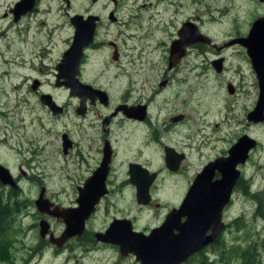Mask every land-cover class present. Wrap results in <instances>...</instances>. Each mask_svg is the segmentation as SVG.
<instances>
[{"label": "rangeland", "instance_id": "rangeland-1", "mask_svg": "<svg viewBox=\"0 0 264 264\" xmlns=\"http://www.w3.org/2000/svg\"><path fill=\"white\" fill-rule=\"evenodd\" d=\"M14 1L0 0V139L7 135L15 139L11 143L0 142V161L8 163L13 169L15 182L20 189L17 190L10 184H4L5 187L3 185L0 189L6 193L3 198L5 203L14 204L18 201L19 212L13 217V234L4 242L0 241L1 264H140L133 254L122 256L117 245H98L92 232L102 230L113 215L122 214L135 219L139 230L156 225L173 204L184 196L186 181L195 169L197 171L201 167L207 156L212 158L220 152H227L243 134H249L259 142L252 151V162L246 166V172L255 176L258 187L264 188V121L252 123L248 120V114L255 109L259 99L258 80L248 55L243 58L242 50L235 48L227 53L226 70L222 74H216L206 63L197 65L192 72L186 74L190 84L186 95L191 103L187 110L188 122L194 128L204 125L203 134L206 137L201 142L196 139L189 141V158L182 176L162 177L163 180L160 179L161 182L154 187L155 201L161 207H141L135 190L124 186L121 189L113 184L115 188H111L106 199L109 210L101 211L94 223L88 224L86 238H73L63 249H58L54 244L48 245V235L41 237L40 222L44 219L49 221L51 230L59 236L64 231L65 224L55 217L41 213L35 200L40 197L45 186L46 195L54 204L77 206V185L83 181V175H89L86 167L95 163L96 152L92 147L94 143L99 145V138L83 135L79 131L78 121L81 119L75 113L79 105L78 98L70 94V89L55 84L56 64L62 51L70 48L75 36L74 30L67 26L69 15L65 17L66 25L57 35L48 32L47 28L43 30L37 46L41 57L32 60L30 40L35 41L36 28L26 30L11 24L12 15L4 17ZM219 5L211 2L212 8ZM64 7L67 13L71 12L64 0H56L54 10L57 14L54 20L49 21L50 24L63 22ZM59 14L60 18H56ZM260 16H264V0H221V38L232 24L237 23L241 29L249 30ZM149 30L150 28L129 31V35L134 32L135 37H129L127 44L122 39L124 55L120 63L110 61L108 58L111 50H106L99 53L102 57L94 59L92 56L91 61L85 65L84 75L91 78L95 85L109 90L113 104L121 100L129 87L135 89L130 100L136 101L158 86L166 68V37L162 30L161 41L149 40L146 38ZM33 66L42 70L40 78L44 82L43 90L50 92L57 104L63 110L65 108L64 113L54 114L50 107L38 102V94L30 88L34 81L32 76H37ZM183 76L185 75L173 74L174 82L179 83V78ZM131 78L137 82L130 83ZM229 85L236 89L235 95L229 92ZM31 102L36 105L31 106L33 110L29 108ZM99 110L103 114L110 112L109 108L97 106L85 121L95 119ZM123 132L124 129L116 125L112 134L113 149L117 152L115 165L119 169L118 173H122L123 161L141 156L143 159L155 157L153 141L143 140L140 146L141 137L126 138L122 136ZM67 133L80 142V146L77 142V146L65 154L62 136ZM24 137V146L27 145L28 149L27 160L31 163V166L28 163L23 165L27 175H21L18 170V166L24 163V146L20 144ZM124 141L131 146L132 151H128L129 146ZM198 153H204L205 156L198 159ZM258 165L262 168L256 172L254 167ZM123 178L122 173L118 179L120 181ZM12 189L16 193L8 194ZM232 250L225 255L224 262L228 260ZM206 258L207 255L198 254L188 264H205ZM262 260L264 263V253ZM209 261L221 264V254L210 253ZM233 263L236 264L235 261Z\"/></svg>", "mask_w": 264, "mask_h": 264}, {"label": "flooded vegetation", "instance_id": "flooded-vegetation-1", "mask_svg": "<svg viewBox=\"0 0 264 264\" xmlns=\"http://www.w3.org/2000/svg\"><path fill=\"white\" fill-rule=\"evenodd\" d=\"M64 1L71 12L67 13L65 10L66 7H64L65 11L62 15L64 20L62 23L53 25L49 23V21L55 19L57 14V11L54 10L56 0H15L8 8V12L4 14V17L8 16V14L12 15L11 24L19 25L26 30H29L31 27L36 28L35 41L30 40V44L32 45L30 57L32 60L41 57L38 55L37 46L39 45L38 39L43 30L47 28L48 32L57 35L66 25L65 17L67 14L69 15V23L67 26L74 30V35L77 31V24H85L93 29L92 42L84 48V55L79 66L77 77L82 83L90 84L106 91L109 94L110 100L105 104L98 99L93 101L90 97L85 99L80 94L75 95V97L78 98L79 103L76 107L75 113L76 116L81 119V121H78L79 131L83 135L96 136L97 139L99 138V145L94 143L92 147L96 152L94 156L95 163L86 167V171L89 175H83V181L77 185V189L80 186H83L86 180L99 169L105 156V149L111 147L113 152L111 155L110 171L106 179L108 192L103 195L99 203L96 205L95 211L91 214L89 219H87L83 234L80 237L76 236L78 238H86L89 231L88 224L90 222L93 224L101 211L109 210L106 199L111 193V188H115L114 185L121 189L124 186V188L135 190L137 198L138 186L142 180H146L150 184V201L145 205H139L141 207L152 205H155L157 208L161 207V204L158 201H155L154 187L160 179L161 181L163 180L162 177L165 179L182 176L184 173V165L189 158V141L191 139H196L201 142L206 137V135L203 134L205 131L204 125L194 128L188 122L187 110L191 107V103L186 95L187 90L190 87V84L188 83L189 79L186 74L192 72L197 65L203 63L209 64L216 74H222L226 70L225 63L227 60V53L232 52L235 48H239L242 50V56L244 58L246 52L245 48L240 43L221 49H218L217 47L223 46L225 43L234 39L246 36L250 29H241L239 24L234 23L230 28L226 29L221 38V0ZM211 2L220 5L212 8ZM60 16L61 15L59 14L56 18H60ZM147 28H150L146 34V38L149 40L153 39L155 42L156 40L161 41L163 37L161 34L162 30H164L166 37L165 43L167 47L166 54L164 55L166 68L158 82V86L153 88L150 94L141 95L136 101L130 100L135 89L129 87L128 91L124 92L121 100L113 104L109 90L95 85L91 78H87L84 75L85 65L91 61L90 58L92 56L94 59L102 57L100 54L104 53L106 50H111V56L108 58L110 61L112 60L115 63H120L123 60L124 55L122 39L124 38L127 44L129 37H135L134 32L129 35L130 30L138 31ZM194 31H199L197 34L206 36L210 42H197L194 44L193 41H187V37H193ZM26 40L28 41L27 38ZM178 42L180 49L179 52L182 55L171 60L172 49L178 45ZM66 50L67 49H64L62 51L61 58L56 64V76L60 74L58 65L62 62ZM220 60H222V62ZM33 70L37 76H32V80L34 81L31 83L30 88L38 94V102L45 107H49L43 101L44 95L49 94L50 92H45L43 90L44 82L40 78L42 70L34 66ZM207 71L208 69L206 68L205 72L207 73ZM175 73H177V75H185L179 78V83L174 82L173 74ZM64 80L65 77H62V80L60 81L62 82ZM57 81L58 77L55 82L56 85ZM129 82L133 84L136 83L137 80L131 78ZM60 86L70 89L69 86L64 84ZM81 90H83V88L82 86H79L77 92ZM234 90V93H231L230 90L229 92L235 95L236 89L234 88ZM199 104L201 103L199 102ZM31 106L36 105H33V102L30 103L29 108L30 110H33ZM97 106L109 108L110 112L103 114L101 110H99L96 112L95 119H89L88 122L85 121L92 109ZM64 111L65 108L62 113H64ZM8 122L12 123L11 121ZM249 122L260 123L261 121L254 122L249 120ZM116 125L124 129L122 136L126 138L134 137L136 139L141 137L142 140L139 143L140 146L142 145L143 140H150L154 142L153 146L155 147V149H153L154 158L143 159L141 156L133 160L128 159L123 161L121 172L123 173L124 178L120 181L118 178L122 173H118L119 169L115 165V162H117V152L116 149H113L112 143V134ZM244 135L256 140L257 145L250 150L246 162L238 165L240 173L237 180L232 184L230 189L223 190L221 193V205H223L221 210V220L216 226L211 227L210 231L207 232V234H212L214 229H216L217 236L213 242L191 255L189 259L182 264H188L198 254L204 256L207 255L205 264H212V262L209 261L210 253L221 254V264H232L234 261L236 264H264L262 260V254L264 253V188L258 187V184L255 182V176H252L249 171L246 172V166L252 162V151L258 146L259 142L249 134H243L239 136L234 143L237 144ZM64 136L65 134L62 136V143L65 140ZM66 136L72 142V146L68 152L65 153L68 154L77 146L78 141L71 138L69 133H67ZM14 140L13 136L7 135L5 138L0 139V142L11 143ZM218 141H221V138H218ZM25 142L26 140L24 137L20 144L24 146ZM126 144L129 146L128 151H132L131 146L128 143ZM78 146H80V142H78ZM23 151L24 163L18 166V170L21 175H27V172L24 171L25 169L23 167V165L27 163L31 166V163L27 160L26 156V153L28 152L27 145L23 147ZM198 155V159L205 156L204 153H198ZM227 155L228 151L223 154L220 152L212 158L207 156V159L203 161L201 167L197 171L195 169L186 181L184 196L179 202L173 204L172 208L158 223H156V225L139 230L136 227L135 219L129 217V215H113L102 230L92 232L95 237V243L98 245L108 243L97 240L96 234L105 233L115 219L129 218L133 222L134 229L142 231L145 234H151L155 227L165 223L168 214L174 209H181L185 203L186 197H188V192L202 169L210 162L219 158L221 159V157ZM0 164L7 167L14 176L13 169L8 163L0 161ZM135 165H141L143 168L147 169L149 173L145 174V171L141 167ZM261 168L262 166L260 165L254 167L256 172ZM134 175L136 176V182L131 180ZM220 178H223V174L217 170L213 180ZM3 185L4 183L0 181V188ZM19 189L20 188L17 190ZM12 192L13 189L10 190L8 194ZM45 197L48 198L46 195V187ZM196 201L199 202L200 199L197 198ZM192 202H194V200H192ZM14 204L19 203L18 201H15ZM14 204L10 203L12 207L16 208L17 206ZM186 220L187 217H182L178 220V223H184ZM179 231V228H174L175 233H179ZM51 232L55 236H59L56 235L54 231L51 230ZM69 241L65 243L63 247L58 249H63ZM47 244H52L50 238L47 241ZM231 249L233 250L228 257V260L224 262L225 255L228 254ZM137 261L139 260L137 259ZM139 263L142 264L140 261Z\"/></svg>", "mask_w": 264, "mask_h": 264}, {"label": "water", "instance_id": "water-1", "mask_svg": "<svg viewBox=\"0 0 264 264\" xmlns=\"http://www.w3.org/2000/svg\"><path fill=\"white\" fill-rule=\"evenodd\" d=\"M197 32L199 33V31ZM197 32L194 31L193 37H187V41H193L194 44L210 42L206 36L198 35ZM92 36L93 29L91 27L77 24L73 43L66 50L62 62L58 65L60 74L57 75V85L69 86L72 96L80 94L85 99L90 97L93 101L98 99L107 104L110 97L106 91L82 83L77 77L84 48L92 42ZM236 42L246 48L260 90L257 105L248 114V119L254 122L264 121V16H260L253 22L247 37L226 43L223 47ZM179 50L178 42V45L172 49L171 60L182 55ZM220 61L222 62V60ZM62 77H65V80L61 82ZM79 86H82L83 90L77 92ZM229 90L231 93L235 91L233 86ZM43 99L54 114L63 111V107L57 104L51 94H45ZM64 139L63 151L67 153L72 142L66 134ZM256 145V140L244 135L237 144L229 149L227 156L207 164L197 175L181 209H174L168 214L165 223L155 227L151 234L134 229L132 220L124 218L115 219L105 233H97V240L118 245L122 256L134 254L142 264H182L186 262L191 255L215 240L217 230L214 229L212 234H207V232L221 220L223 207L221 193L223 190L230 189L237 180L240 173L238 165L246 162L250 150ZM112 152L111 147L105 149V156L99 169L86 180L83 186L78 188L77 206L64 207L54 204L45 197V187H43L40 197L36 200L38 210L63 222L65 229L60 236H55L51 232L49 221L44 219L40 222L41 237L45 238L49 235L51 243L61 248L71 238L80 237L83 234L87 219L95 211L96 205L103 195L108 192L106 179L110 171ZM135 166L141 167L145 174L149 173L141 165ZM217 170L223 174V178L213 180ZM135 179L136 176H132L133 182H136ZM0 180L14 188L18 187L11 171L2 164H0ZM140 184L137 189V200L140 204H147L150 201V184L146 180H142ZM197 198L200 199L199 202L196 201ZM182 217H187V220L184 223H178ZM175 227L180 229L179 233L174 232Z\"/></svg>", "mask_w": 264, "mask_h": 264}, {"label": "trees", "instance_id": "trees-1", "mask_svg": "<svg viewBox=\"0 0 264 264\" xmlns=\"http://www.w3.org/2000/svg\"><path fill=\"white\" fill-rule=\"evenodd\" d=\"M15 191V190H13ZM15 193V192H14ZM5 191L0 189V241L4 242L8 237H10L13 232V217L14 214L19 212V207H12L9 202L5 203L3 201ZM1 264V263H0Z\"/></svg>", "mask_w": 264, "mask_h": 264}]
</instances>
